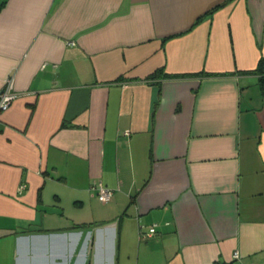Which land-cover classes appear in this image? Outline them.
Instances as JSON below:
<instances>
[{
	"label": "crops",
	"instance_id": "obj_1",
	"mask_svg": "<svg viewBox=\"0 0 264 264\" xmlns=\"http://www.w3.org/2000/svg\"><path fill=\"white\" fill-rule=\"evenodd\" d=\"M261 58L264 0H0V264H264Z\"/></svg>",
	"mask_w": 264,
	"mask_h": 264
},
{
	"label": "built area",
	"instance_id": "obj_2",
	"mask_svg": "<svg viewBox=\"0 0 264 264\" xmlns=\"http://www.w3.org/2000/svg\"><path fill=\"white\" fill-rule=\"evenodd\" d=\"M18 93L13 90L12 80L10 76L6 77L3 83V86L0 90V112L6 110L11 102L18 97ZM90 189L93 191L96 198L101 202H108L113 194V190L105 186L101 181L92 183ZM155 232V224L151 225L148 229V235H151ZM233 257H239L237 251L233 252Z\"/></svg>",
	"mask_w": 264,
	"mask_h": 264
},
{
	"label": "trees",
	"instance_id": "obj_3",
	"mask_svg": "<svg viewBox=\"0 0 264 264\" xmlns=\"http://www.w3.org/2000/svg\"><path fill=\"white\" fill-rule=\"evenodd\" d=\"M252 71L259 75L258 82H259L260 90L262 94H264V58H261L259 60L256 67ZM155 77L172 78V77H183V76L170 75L166 73L163 70V68H159L148 76L149 79Z\"/></svg>",
	"mask_w": 264,
	"mask_h": 264
}]
</instances>
